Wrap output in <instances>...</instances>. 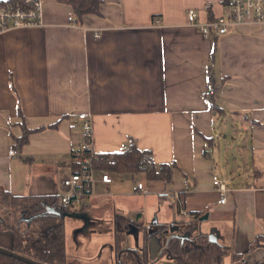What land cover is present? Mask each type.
<instances>
[{
  "label": "crops",
  "instance_id": "1",
  "mask_svg": "<svg viewBox=\"0 0 264 264\" xmlns=\"http://www.w3.org/2000/svg\"><path fill=\"white\" fill-rule=\"evenodd\" d=\"M192 9L200 24L226 10L222 0H102L99 14L78 19L70 6L44 0L42 27L0 34V189L15 197L64 194L62 180L83 142L82 113L94 127L96 154L134 141L157 166L178 167L170 183L144 173H112L108 186L98 181L65 216L76 228L69 236L65 223L68 264H118L115 248H103L115 245L117 216L171 225L196 212L208 216L201 232L227 246L223 264L264 261V24L203 37L188 21ZM209 66L216 79L227 78L216 101L221 112L206 94ZM222 117L238 179L222 171V151L206 142L216 139ZM11 145L18 148L13 157ZM214 175L227 186L224 204ZM139 182L146 193L134 190ZM139 228L126 238L135 236L129 247L141 251ZM258 238L262 245L251 249ZM158 245L153 239L147 249L149 264H173ZM0 247L13 248L10 231L0 230Z\"/></svg>",
  "mask_w": 264,
  "mask_h": 264
},
{
  "label": "trees",
  "instance_id": "2",
  "mask_svg": "<svg viewBox=\"0 0 264 264\" xmlns=\"http://www.w3.org/2000/svg\"><path fill=\"white\" fill-rule=\"evenodd\" d=\"M25 0H0V8L14 7ZM71 7L78 19L89 14H99L102 0H57ZM209 85L206 91L212 110L223 108L217 105L218 92L227 80L216 79L213 66L208 68ZM28 134L20 137L19 143L27 142ZM209 146H217L216 139H206ZM20 144V145H21ZM78 150V149H77ZM73 151V156L76 151ZM100 159L94 161L99 171H110L117 174H128L137 177L146 174L148 180L172 182L175 163L157 166L153 154L141 150L134 141L121 152L98 154ZM110 157L113 158L109 162ZM75 158V156H74ZM73 171L78 167L73 159ZM53 208L50 212L49 210ZM70 209L60 205L58 197H15L0 189V230L12 233V250L18 255L31 258L42 264H68L66 253L65 216ZM199 212L191 214L189 220H181L171 225L153 224L144 226L127 217L117 216L115 222V253L118 264H149L148 247L153 239L159 241L161 254L173 264H223L228 255L227 246L215 242L209 235L201 232ZM143 226V248L135 250L126 245L127 235L135 228ZM262 245L258 238L251 249ZM0 264H28L13 256L0 254Z\"/></svg>",
  "mask_w": 264,
  "mask_h": 264
},
{
  "label": "built area",
  "instance_id": "3",
  "mask_svg": "<svg viewBox=\"0 0 264 264\" xmlns=\"http://www.w3.org/2000/svg\"><path fill=\"white\" fill-rule=\"evenodd\" d=\"M43 2L44 0H25L14 7L0 8V34L17 29H31L32 27H42L43 23ZM225 12L213 20L204 24L196 20L198 14L195 10H190L188 21L196 25L203 37L216 38L232 31L237 25L244 24H264V0H222ZM74 17L70 16L69 21L74 22ZM82 121V143L75 153L74 163L76 171H72L62 180L65 193L59 197L60 205L69 209L79 208L86 200L94 194L96 183L100 181L108 186L113 182L110 171H99L95 167L94 161L100 159L93 150V130L90 116L86 113L79 115ZM18 154L17 145L10 146L9 156ZM113 160L110 157L109 162ZM100 173V174H99ZM214 185L222 196L220 203L227 202V186L217 175L213 176ZM135 191L147 192L145 185L139 182ZM174 193H169L173 197Z\"/></svg>",
  "mask_w": 264,
  "mask_h": 264
},
{
  "label": "rangeland",
  "instance_id": "4",
  "mask_svg": "<svg viewBox=\"0 0 264 264\" xmlns=\"http://www.w3.org/2000/svg\"><path fill=\"white\" fill-rule=\"evenodd\" d=\"M222 119L220 120L221 122H218L217 125L215 126V130H216L215 137H216L217 146H218V149L220 151H222V162H221L222 164H220V166L222 168V171H224V172H226V169H227L229 177L232 176L233 178L238 179L239 173H238L237 168L236 167L235 168L234 167H231L230 168V166H229L228 137H227V132L222 131V125L224 123H227V122H226V118L222 117ZM234 155H235V157L238 156L237 151L234 152L233 156ZM65 223L67 224L66 225V228H68V231L67 232H68L69 236H71L72 231L74 229H76V228H74V222H72L70 224L69 221L65 220ZM89 226H90V224H88L85 228L86 229H89ZM137 229H138V227H135L132 232H135ZM4 232L7 233L8 231H4ZM77 240H78V238H77ZM125 241H126V245L132 246L133 243L136 244L138 240H137V238L135 236L132 235L131 240H128L126 238ZM71 242H74V241H72V238H71ZM103 248H104V250L109 249V248L114 249L115 248V245L113 243V244H110L109 247H108V245H105V247H103ZM101 258H102L101 255H97L96 260L94 261V263L98 262ZM165 258L166 259H169L167 257H165ZM85 262L90 263L88 260H86Z\"/></svg>",
  "mask_w": 264,
  "mask_h": 264
},
{
  "label": "water",
  "instance_id": "5",
  "mask_svg": "<svg viewBox=\"0 0 264 264\" xmlns=\"http://www.w3.org/2000/svg\"><path fill=\"white\" fill-rule=\"evenodd\" d=\"M52 210H53V208H51L49 211L51 212ZM207 218H208V216L205 215V216L201 217V220H205ZM209 238L212 239L215 242L218 241V238L216 237V235L214 233H211L209 235ZM159 249H160V246L158 245L156 250H159ZM0 254L6 255V256H13V257H15L17 259L22 260L23 262L25 261L28 264H42L41 262L34 261L31 258H28V257H25V256L23 257L21 255H18L12 249L8 250V249H5L3 247H0ZM259 264H264V261L259 263Z\"/></svg>",
  "mask_w": 264,
  "mask_h": 264
}]
</instances>
